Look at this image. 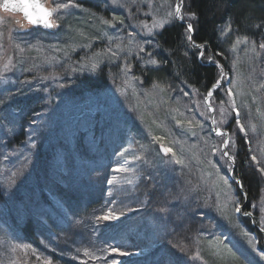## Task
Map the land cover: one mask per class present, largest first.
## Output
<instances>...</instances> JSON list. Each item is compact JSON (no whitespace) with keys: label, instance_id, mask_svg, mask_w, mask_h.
<instances>
[{"label":"rangeland","instance_id":"374dc122","mask_svg":"<svg viewBox=\"0 0 264 264\" xmlns=\"http://www.w3.org/2000/svg\"><path fill=\"white\" fill-rule=\"evenodd\" d=\"M64 3L79 7H57ZM85 3H91L93 8H86ZM175 3L176 0L174 3L172 0H120L116 5L111 0L107 4L102 0H47V8L53 10L52 23L57 26L51 30L31 27L21 15L0 9V36L3 37L0 90L32 82L36 86L42 81L64 84L61 81L66 77L68 84L75 77L76 83L90 81L98 86V91L88 90L76 100L82 108L73 118L66 116L61 136L68 145L57 144V152L50 155L54 160L47 164V178L61 183L76 181L78 173L74 170L78 164L74 160L75 165L66 167L65 157L70 154L69 148L82 138L80 129L89 126L81 119L87 114L92 118L102 116L93 123L103 121L102 127H106L103 134L110 135L104 138V144L112 167L106 203L99 216L109 219L98 217L99 224L125 221L122 223L125 238L146 236L148 242L159 243L154 248L149 246L146 252H142L144 248L135 249L137 253L129 251V255L120 256L121 251H106L103 245L107 243L80 232V225L58 236L41 224L37 232L42 248L24 243L16 228L27 216L44 223L49 211L57 209L65 216L67 212L53 195L48 202L50 206L43 207L45 201L29 191L30 182L27 190L20 188L21 177L38 156L31 148L32 140L16 154L7 151L0 142V187L5 193H15L14 205L5 195V202L0 203V264H58L49 254L58 252V248H66L72 254L59 256L78 264H146V255L152 260L156 258V263L213 264L216 260L223 264L231 250L255 255L253 245L257 252L264 248L259 235L241 220L246 216L254 219L253 213L242 215L250 206L264 228V172L260 170L264 167V48L254 41L236 42L229 50L231 70L221 79L213 103L200 90L176 80L146 87L140 69L158 65L155 38L175 21ZM185 11L182 22L188 24L194 18ZM60 24L67 25L63 32L58 31ZM10 26L14 27L12 34ZM20 35L23 40L18 38ZM187 36L186 31V39ZM187 43L192 45V41ZM210 60L212 64H208L215 66L212 57ZM126 63L130 70L125 69ZM13 64L22 76L18 81L4 82L2 76ZM226 87L231 88V96L226 95ZM98 94H101L99 98ZM97 99L104 105L103 113L96 111ZM217 131L222 135H217ZM239 137L246 141L248 165L260 179V192L252 199L243 192V187L240 190L235 182H240L239 179H230L233 164L225 142L237 154ZM101 143L98 135H90L86 140L88 150ZM165 148L171 151L162 152ZM221 152L228 155L221 157ZM177 159L183 163L176 164ZM237 204L241 213L235 212ZM114 216L119 219H113ZM96 229L93 227L88 234ZM92 244H99L105 254L96 252ZM159 248L162 249L153 253ZM257 264L264 261L257 258Z\"/></svg>","mask_w":264,"mask_h":264},{"label":"trees","instance_id":"16d2710c","mask_svg":"<svg viewBox=\"0 0 264 264\" xmlns=\"http://www.w3.org/2000/svg\"><path fill=\"white\" fill-rule=\"evenodd\" d=\"M174 1L172 0L173 3ZM181 5L183 16L186 14L185 9L189 14H194V20L192 22L187 21V23L192 24L194 29L192 45L189 46L186 39L187 24L185 23V25L175 19L172 24L165 26L156 35V62L158 65L156 67L141 68L140 76L146 87L166 84L169 81L176 80L207 95L208 91L212 89L213 85L221 77L217 64L223 67L225 74L228 75L230 72L232 65L230 49L243 40L254 41L259 46L264 43V0H186ZM85 7L93 8L91 3H85ZM60 25L58 31L63 32L64 27L67 25ZM13 30L14 27L10 26V33ZM2 39L3 37L0 36V47H2ZM12 44H14V40ZM193 44H202L204 46L203 59L199 57L201 49L196 48ZM211 57L215 66L208 64ZM6 70V74L2 76L4 82L18 81L19 76H22L14 64L11 68H6ZM66 78L61 81L66 84L63 87L64 90L60 88L62 84L54 81L47 83L45 81L38 82L36 86L34 85L35 82H32L29 85L12 86L11 88L13 89L0 90V120L3 121V128H0L1 144L7 151L15 152V154L21 148L27 147L31 140L36 145L34 152L38 156L29 167L27 166L28 172L21 177L20 188L27 190V187L30 186L28 182H30L32 187L29 191L34 195L38 194V197L45 201V206L43 207L50 206L48 202L51 198L50 196L53 195L63 205L61 206L62 209L64 208L67 212L65 216L57 209L49 211L44 218V223L43 221L37 222V219L27 216L26 220L19 224V228H16V232L24 243L31 247L42 248L37 232L40 224L43 228L51 231L53 235L58 236L68 234L74 229L72 226L79 228L78 225H80L82 228L78 229L80 232L86 233L92 239L107 243L105 245L102 244L107 248L105 249L106 251L118 249V251L125 253H129V251L137 253L138 250L135 249L141 250L144 248L142 252H146L151 248L149 246L154 248L158 242H148L146 236L145 238L142 236L125 238L124 233H122L125 227V224L122 223L125 221L120 220L119 222L113 221L99 224L98 217L101 215L100 211L103 210L104 206L102 205L106 203V187L107 181L110 180L109 170L112 167V164H108L107 147L104 144V138L110 135L108 133L103 134L106 128L102 127L105 126L103 121L97 125L93 123L101 119L102 116L92 118L87 114L84 119H81L85 124L88 123L90 126L93 123L94 126L87 127L85 125L86 128L80 129L82 138L69 148L70 154L65 157L66 167L69 165V168L71 164H74V160L78 164V167L76 166L74 170V172L78 173L75 178L76 181L71 182L69 180L64 183L52 181L45 174L48 161L54 160L50 158V155L57 152V144L61 142L59 147L68 145V141L65 144V139L61 136V129L66 123V116L73 118L78 113V110L82 108L79 107V103H76V100H79L80 97L82 98L88 90L98 91V86L92 82L90 83V81L86 84L76 83L77 81L74 79L77 78L74 77L68 84ZM217 90L215 89L214 95L211 97L212 103L215 101ZM100 96L101 94L96 95L97 98ZM9 97L11 101H9ZM89 111V109L86 110L87 113ZM81 115L84 116V114ZM81 115L79 117H82ZM90 135L100 136L103 145L101 143L97 148L88 150L86 140ZM236 144L239 150L237 154L231 152L233 147L230 148V144L227 146V151H230L229 156L234 160L233 166L231 164L230 173L234 178L239 179L244 191L252 199L260 192V179L256 170L248 165L249 154L246 141L239 137L236 140ZM5 191V189L3 190L0 187V203L5 202L4 195H2ZM238 197L241 200V195L238 194ZM10 198L12 200L11 205H14L15 198L12 196ZM244 212L253 213L257 228L259 230L263 228L259 223L257 213L253 212L250 206H247ZM241 220L245 227L259 235L263 245L264 234L253 227L251 218L246 216V218ZM93 227L100 229V232H97L96 229L91 234H88ZM161 239L163 240L164 238ZM140 243H146L147 245ZM92 246L96 252L104 253L99 244H92ZM161 249L159 248L153 253H157ZM57 251L59 253H49L54 262L58 264H78L72 259L59 256L60 254L71 256L72 254L68 249L58 248ZM231 251L230 257H225L224 259L226 260L223 264H228V262L230 264H244L241 252L238 254L235 250ZM145 260L144 263L146 264L170 263H156V258L152 260L150 255H146ZM125 264L141 263L125 262ZM213 264L220 263L215 260Z\"/></svg>","mask_w":264,"mask_h":264},{"label":"snow or ice","instance_id":"6c2138e0","mask_svg":"<svg viewBox=\"0 0 264 264\" xmlns=\"http://www.w3.org/2000/svg\"><path fill=\"white\" fill-rule=\"evenodd\" d=\"M102 2L107 4L108 0H102ZM119 2H120V0H111V4L118 5ZM17 7L21 8L23 10L25 18L27 19L28 23L31 25H40L45 29H52L54 27H57L54 23L50 22V20H49V17L52 15V13L47 11L45 8L41 7L38 3L33 2V0H18V2H17V0H2V3H0V9H3L4 11H8L9 9H15ZM57 7L58 8L62 7L64 9H68L69 7L77 8V7H79V5H77V4L69 5L68 3H64V4H58ZM181 7H182L181 3L176 4V6H175V17H174L175 19H178V20H184L185 19V17L181 14ZM33 9H35L36 11H33ZM105 23H108V21H105ZM121 23H123V21H121ZM112 27H114V25H112ZM186 31L188 33L187 40L189 42H191L192 41V35L191 34L194 31L191 23H188L186 25ZM153 36H155V34H153ZM18 38L21 40L24 39L23 35H20ZM195 47L201 49V51L199 52V57L201 59H203V56H204L203 47L204 46L202 44H196ZM260 47L264 48V43L260 44ZM21 51H23V49H21ZM140 51L143 52L144 48L141 47ZM112 55L115 56L116 54L112 53ZM148 55L151 56L152 53L149 52ZM218 55H219V53H218ZM153 63H155V61H153ZM209 63H211V60L209 61ZM217 67L219 68V70L221 72L220 79H224L226 74H224L223 67L220 66L219 64H217ZM125 69L130 70V66L127 63L125 64ZM73 71H75V69H73ZM101 72H102V70H101ZM64 86H65L64 84L61 85L62 88ZM219 87H220V84H219V81H217V83L213 85L212 89H210L208 91V93H207L208 97H212L213 91H215V89H217ZM226 95H228V96L232 95L231 88L226 87ZM103 109H104L103 103L100 102L99 100L96 101V111L98 113H103ZM236 115H237V118H239V111L236 112ZM0 128H3V121L2 120H0ZM34 131H35V129H34ZM241 131H243V126H241ZM216 134L222 135V133L219 131H217ZM35 147H36L35 143H32L31 148L34 149ZM225 147H227V142H225ZM163 151L167 154L168 152L171 151V149L165 148V149H163ZM173 155H175V154L173 153ZM220 155H221V157H225L228 154L226 152H221ZM231 159L232 158L229 157L230 161H231ZM252 160L255 161L256 157L253 156ZM175 163L176 164H182L183 162L181 160L177 159L175 161ZM260 170L262 172H264V167H261ZM116 171H119V169H116ZM107 183L111 184V180L107 181ZM241 187H243V185H241ZM2 195L10 197V196L15 195V193H2ZM235 212L241 213V207L238 204L235 206ZM243 215H250V213L244 212ZM99 218L104 219V220L109 219L108 216H101ZM112 218L113 219H119V216H114ZM261 231H264V228H261ZM225 239H227V237H225ZM233 247H235V246H233ZM114 251H118V249H114ZM252 251L255 252V255H249L247 253H241L242 258L246 261V264H257V258L260 261H264V248L260 249V251L257 252L255 249V246L253 245ZM129 254L130 253H125L122 251L119 252L120 256H125V255H129Z\"/></svg>","mask_w":264,"mask_h":264},{"label":"water","instance_id":"95a60500","mask_svg":"<svg viewBox=\"0 0 264 264\" xmlns=\"http://www.w3.org/2000/svg\"><path fill=\"white\" fill-rule=\"evenodd\" d=\"M17 2H18V0H17ZM33 2H35V3H38L41 7H43V8H45L47 11H49V12H51L52 13V15L49 17V20H50V22H52V20H53V10L52 9H49V8H47V6H46V4H47V0H33ZM0 3H2V0H0ZM178 3V0H176V3H175V6H176V4ZM2 11H4L3 9H1ZM33 11H36L35 9H33ZM5 12H9V13H12V14H16V15H21L22 16V18L25 20V21H27V19L25 18V16H24V13H23V10L21 9V8H19V7H17V8H15V9H9L8 11H5ZM179 22H182V20H178ZM27 23H28V21H27ZM183 23V22H182ZM29 24V23H28ZM185 24V23H184ZM31 27H38V28H42V29H45V28H43L42 26H40V25H31V24H29ZM186 25V24H185ZM46 30H51V29H46ZM192 35V34H191ZM212 64V63H211ZM220 82H221V79H219V84H220ZM210 98V97H209ZM208 99V98H207ZM207 99H206V102H208L207 101ZM212 109V108H211ZM212 126H214V122H212ZM162 152H164L163 150H162ZM231 163L232 164H234L233 163V161L231 160ZM234 168V167H233ZM230 179L231 180H233V178H232V175L230 176ZM235 182L236 183H238L239 184V187H240V190H241V184H240V182H238L237 180H235ZM243 191V190H242ZM243 215V214H242ZM249 217H251V216H249ZM251 219H252V221H253V227L254 228H257V226H256V224H255V222H254V219L251 217ZM258 230H259V228H257ZM259 231H261V230H259ZM262 233H264V232H262Z\"/></svg>","mask_w":264,"mask_h":264},{"label":"bare ground","instance_id":"6f19581e","mask_svg":"<svg viewBox=\"0 0 264 264\" xmlns=\"http://www.w3.org/2000/svg\"><path fill=\"white\" fill-rule=\"evenodd\" d=\"M245 193V191H243ZM246 194V193H245ZM247 195V194H246Z\"/></svg>","mask_w":264,"mask_h":264}]
</instances>
